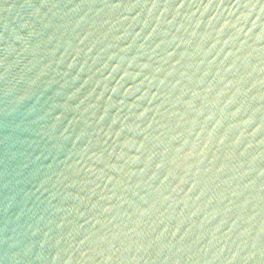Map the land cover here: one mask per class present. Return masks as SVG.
I'll use <instances>...</instances> for the list:
<instances>
[{"label":"water","instance_id":"95a60500","mask_svg":"<svg viewBox=\"0 0 264 264\" xmlns=\"http://www.w3.org/2000/svg\"><path fill=\"white\" fill-rule=\"evenodd\" d=\"M0 264H264V0H0Z\"/></svg>","mask_w":264,"mask_h":264}]
</instances>
